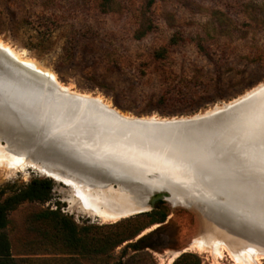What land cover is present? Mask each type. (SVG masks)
<instances>
[{
	"label": "rangeland",
	"instance_id": "rangeland-1",
	"mask_svg": "<svg viewBox=\"0 0 264 264\" xmlns=\"http://www.w3.org/2000/svg\"><path fill=\"white\" fill-rule=\"evenodd\" d=\"M0 43L6 46L0 48V81L19 93L27 84L20 74L24 62H36L50 73L55 91L64 87V98L79 107L75 121L98 98L126 118L175 122L264 85V0H0ZM47 98V113L37 115L42 122L33 132L36 146L51 144L62 165L66 159L80 164L70 165L74 174L31 163L0 166L4 195L35 177L53 183L48 200H25L10 210L2 231L11 259L0 264H241L235 258L243 261L242 252L264 251V242L252 243L241 233L244 227H234L264 232V218L248 206H238L239 218L213 204L212 213L210 200L228 198H210L202 187L208 172L235 157L229 148L239 152L245 143L264 160L263 147L244 142L243 135L226 136L219 126L178 142L150 134L135 144L138 154L125 167L116 157L89 156L87 137L61 129L54 118L51 125L49 102L55 99L56 109L59 102L53 94ZM255 129L248 125L246 131ZM16 142L0 132V148ZM240 164L237 172L262 175L264 161ZM161 190L164 199L148 208V198ZM142 206L146 212L124 218L97 215ZM162 212L165 220L156 222ZM173 252L178 254L170 262Z\"/></svg>",
	"mask_w": 264,
	"mask_h": 264
},
{
	"label": "bare ground",
	"instance_id": "bare-ground-1",
	"mask_svg": "<svg viewBox=\"0 0 264 264\" xmlns=\"http://www.w3.org/2000/svg\"><path fill=\"white\" fill-rule=\"evenodd\" d=\"M0 48L6 49V46L4 47L0 43ZM12 54L16 55L15 52H12ZM16 60H18V58ZM35 63L36 62L33 63V61H31V60H26L24 62V64H25L24 69L22 72H20V71L19 72L25 78L27 84L24 85V87L20 86V90H19L20 96H17L19 98V100H17L16 98L15 99L19 102H22V104H23V102H25V103L33 106V110L35 111V114L38 115L39 113H45V114L47 113L48 109H45L46 106L44 105L45 103L48 104L47 103V101H48L47 94H53L55 97H58V102H59V108L58 109H56L55 104H54L55 99H53L51 101L49 100L50 101L49 106L51 107V109L53 111V115H50V117L48 115L47 121H49V123L51 125H53L55 123V120H53V118H54L60 124L61 129L68 130L67 128H70L72 130L71 132H73L74 134H78L81 137V140L83 138L87 137V139H86L87 144L85 145L84 149L88 150L89 156H92V157L101 156V157H106V158L116 157L117 159L123 160L122 163L125 164V167L126 166L128 167L129 157L132 155L138 154L137 150H136L137 148L135 147V144L137 142H139V140L145 139L148 135H150V133H148V131H146L145 129L141 130L139 128V126H136L134 123H132L130 121L133 119H130L128 117L126 118L125 116L121 115L117 109L115 110L113 108H110L106 104L100 102V100L98 98L93 99L92 100L93 104L87 105L82 110V112L79 114V119L77 121H75L76 112L78 113L79 107H77V106L74 107V105H72V100L64 98L63 93L66 91L64 89V87L59 86V92H56L55 91V85H52L49 81L50 73L45 69H41ZM263 87H264V85L257 88L255 91H259V89H261ZM28 88L37 89V92L30 91ZM260 91L257 92L256 96L250 102H248L246 104V105H248L247 106L248 108H249V105L256 103V101L264 99V90H260ZM28 92L30 93V95ZM14 94L17 95L18 92L17 93L15 92ZM68 94H70L68 96H73L75 98H79V97L75 96L74 93H68ZM28 95H29V97H27ZM80 96H82V95H80ZM245 96H243V97H245ZM241 98L235 99V100L231 101L230 103H233V102H235ZM230 103L223 104L221 106L214 107L213 109L206 110L205 112L200 113V114H196V115H194L188 119L187 118L186 119H180V120L175 121V122L174 121L166 122L167 119L166 120H160L158 122H156V120H153L152 122L153 123H177V122L194 121V120L208 119V118L211 119V121H213L215 119H218V117L216 118L213 115L216 114L217 112H220L223 109H225V107L227 105H229ZM43 107H44V109H42ZM98 108L102 112L99 111V113H98L96 111ZM42 110H44L45 112H42ZM249 110H250V108L247 110V112H249ZM81 114H82V120L80 119ZM133 121L144 122V120H142V119H135ZM249 123L250 122L248 120L247 124L249 125ZM257 123L255 124V126L257 125ZM204 124H206V123H204ZM93 125H96V127L94 126L95 129L97 128L96 131H92V130L90 131V129L92 128ZM201 125H196L194 127V129H192L191 131L196 133V134L200 133L202 135H205L209 132V129L211 131V128H213V127L218 128L217 126L212 127L211 125L210 126H208V125H206V126L202 125L201 126ZM250 125H252V124H250ZM197 128L199 130H197ZM212 130L214 131L215 129L213 128ZM217 131L218 130H216L214 132H217ZM88 132H90V133L88 134ZM263 132H264V130H263ZM210 133H212V132H210ZM214 134L215 133H213L212 136H214ZM164 135H167V134H164ZM32 136L33 137H31L30 139H22V140H18L16 143H12L11 145H7L4 147L2 146V148H0V166L3 168H6V167H13L14 168V167H16L18 169V167H20V166H24L27 163L28 164L31 163V166L33 164L34 167L37 166L42 171L48 170V171H55V172L56 171H62L65 173H73V174L76 173V170L75 169L73 170L72 167H70V165H73V166L79 165L80 163L77 160L72 161L71 159H66V160H68V161H66L67 162L66 164H69V165H66V164L62 165L60 163V161H62V158L52 148L51 144H47L45 146H43L42 144H38V146H36V144L38 143L39 140L37 139L36 136H34V135H32ZM263 136H264V134H263ZM257 137L260 138L261 136H257ZM243 140L245 142L244 138H243ZM262 141L264 142V138H262ZM244 144H243V150L241 149V150H239V152L237 151V149H235L236 150L235 152L233 151L234 150L233 148L228 149V151L229 150L232 151V154L235 155V157L233 156V159L231 160V162L230 161H228V162L223 161L226 163L224 165L225 167L222 166L223 169L219 165L220 163H218V165L216 167L217 168L216 171H214V172L210 171L211 173L208 172V175L205 176V178L203 180L204 185L202 187L206 189L204 195H207L210 198L213 197L214 199L217 196L219 197L221 195L223 197H226V199L228 198L225 202L223 201L221 204L219 202L216 204V202L214 200L213 201L210 200L213 203L210 204L208 202L209 203L208 205H209V207L211 209L210 211L212 213L215 212L214 208H212V204H213V207L215 206L218 209L220 208L221 212L223 214H226L229 217L234 218L237 216V213L239 211L238 206H248L253 212H256L257 214L261 215L262 218H264V209L261 208V205H259V204L257 205V202H256L258 200L260 201V203H261V201L264 202V198L262 199V197H264V195H257V193H254L250 189V187L259 186V185H257L256 182L260 181V180H261L260 184H262V186L264 185V167H262V170H261V171H263L262 175L259 174L256 176V173H253V172H251V173L250 172H248V173L247 172H245V173L237 172L236 175H234V176L232 175L236 172L235 167H237L238 165L241 166L240 163L247 164V165L249 163V164H253V166H258L261 164V162L264 161L263 157L261 155L255 153V150L254 151H251V150L248 151L247 150L248 147H246ZM146 175L147 174H145V176ZM150 175H152V172H150ZM231 175H232V177H230ZM128 177L132 179V177H130V176H128ZM206 178H207V181H206ZM253 181H255V182H253ZM113 183H116L117 184L116 188H118L119 184L116 181H111L109 183V184H111V187L114 188ZM249 184H250V187H248ZM71 187H72V185H71ZM116 188H114V189H116ZM80 189L81 188H76V191L78 192V191H80ZM169 195H170V197L176 196L175 194L173 196L171 194H169ZM129 199H130V197H129ZM246 201H248L249 203L251 202V204L252 203L253 204L248 205L246 203ZM148 202H147V204H148ZM106 203H107V200H106ZM146 208H147V206H142L139 209L130 210V211L120 213V214L99 212L97 215L99 217H101L102 219L110 220V219H115V218H119V217H121V218L128 217V216L134 215L135 213H137L139 211H144V210H146ZM237 218H239V217L237 216ZM243 219H245V218H243ZM245 221H247V220L245 219ZM247 226H248L247 224L243 226L240 223L237 225L235 224L234 227L239 232H241V227H244V229L242 228L243 231L241 233L244 234V237L248 241H251L252 243L264 242V232H262V231L259 232L258 230L251 227L250 225H249V227H247ZM199 245L200 244L198 243V245H194V246H197V248L198 247L200 248ZM192 247H193V245L190 246V248H192ZM201 248H203V247H201ZM260 248H263V246L261 245ZM177 254H178V252H173L172 253L173 257H171L169 261L171 262L172 259ZM242 255L244 257L243 261H241L237 257L235 258V260L237 262H240L241 264L242 263L243 264H260V260L264 259V251H261L259 249L250 248L247 251L242 252Z\"/></svg>",
	"mask_w": 264,
	"mask_h": 264
},
{
	"label": "water",
	"instance_id": "water-1",
	"mask_svg": "<svg viewBox=\"0 0 264 264\" xmlns=\"http://www.w3.org/2000/svg\"><path fill=\"white\" fill-rule=\"evenodd\" d=\"M264 90V87L259 89ZM17 91L15 87L11 85H7L6 83L0 81V132L3 135L9 136L11 139L16 138L18 140L22 139H30L33 137V132H36V124H40L42 121L38 119V116L35 114L33 110V106L23 102H19L20 96L19 93L16 95L14 94ZM255 91L252 92L241 99L230 103L220 112H217L213 116L218 119L211 121V119H199L194 121H186V122H177V123H153L152 121H144V122H137L130 120L136 126H139L141 130H146L151 135L159 138L161 134H168V137L175 139L177 142L179 140L190 139V138H202V134H196L191 130L194 129L196 125H208V126H219L223 131L224 135H237L241 136L249 141V143L255 145V147H260L264 149V143L261 139L264 138L263 130H264V99L258 100L256 103L249 105V109L246 105L250 102L257 94ZM261 92V91H260ZM17 93V92H16ZM17 100H16V99ZM258 98V97H257ZM246 105V106H245ZM31 107V108H30ZM248 109H247V108ZM247 110H246V109ZM246 111H245V110ZM249 118V125L252 124V127L255 129L252 132L246 131L248 128L247 121ZM259 122L260 124L255 126L254 125ZM206 123V124H204ZM201 125V126H202ZM222 126V127H221ZM143 127V128H142ZM251 127V126H250ZM36 128V129H35ZM34 130V131H33ZM197 130H199L197 128ZM245 130V131H244ZM216 134V133H215ZM214 134V135H215ZM257 136H261L260 138ZM162 137V136H161ZM160 137V138H161ZM237 174V171L232 174L233 176ZM232 175L230 177H232ZM51 178V177H50ZM53 179V178H52ZM256 181V180H255ZM253 181V182H255ZM252 182V183H253ZM257 185L255 187H250L251 191L257 193V195H264V185L262 186L261 180L256 182ZM164 191H155L148 199V208L157 200V199H164L163 197ZM262 197V196H261ZM264 197H262L263 199ZM257 199V198H256ZM258 200V199H257ZM257 205H261V208L264 209V202L258 200L256 201ZM246 203L249 205L248 201ZM253 204V203H252ZM251 204V205H252ZM139 211L135 214L146 212Z\"/></svg>",
	"mask_w": 264,
	"mask_h": 264
},
{
	"label": "trees",
	"instance_id": "trees-1",
	"mask_svg": "<svg viewBox=\"0 0 264 264\" xmlns=\"http://www.w3.org/2000/svg\"><path fill=\"white\" fill-rule=\"evenodd\" d=\"M53 183L48 178H32L25 185L15 188L11 193L4 195L3 191H0V261L3 263L11 259L10 245L6 234L2 231L7 222V217L17 204L22 201H46L51 195ZM157 208V206H155ZM166 213H159V217L156 222H163L165 220ZM69 233V231L66 229ZM142 239L140 237L137 242ZM137 243H133L129 246H136ZM137 250V249H135Z\"/></svg>",
	"mask_w": 264,
	"mask_h": 264
}]
</instances>
